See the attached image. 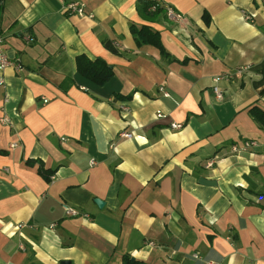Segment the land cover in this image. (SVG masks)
Segmentation results:
<instances>
[{"label": "crops", "instance_id": "1", "mask_svg": "<svg viewBox=\"0 0 264 264\" xmlns=\"http://www.w3.org/2000/svg\"><path fill=\"white\" fill-rule=\"evenodd\" d=\"M138 1L0 0V264H264V0H153L182 15L154 23ZM80 55L113 79L82 78ZM243 66L217 99L213 77Z\"/></svg>", "mask_w": 264, "mask_h": 264}, {"label": "trees", "instance_id": "2", "mask_svg": "<svg viewBox=\"0 0 264 264\" xmlns=\"http://www.w3.org/2000/svg\"><path fill=\"white\" fill-rule=\"evenodd\" d=\"M137 12L146 22L154 23L162 14H166V9L157 1L139 0L137 3ZM130 32L137 47H154L160 52L162 58H169V53L164 47L160 33L152 26L132 24L130 26ZM103 43L105 48L113 54L119 53L118 49L111 41H104ZM183 62H186V60H184ZM76 65L77 72L82 78L99 87L107 85L114 77L112 67L100 58L90 59L85 55H80L76 58ZM255 70L262 75L261 81L254 83V86L256 88H259L261 86H264V61L260 65L255 67ZM250 114L255 122L259 125L261 130L264 131V112L260 109L253 108L250 111ZM39 173L47 181H50V176L52 173L46 171L42 165H40L39 167ZM123 261L125 264H141L140 262H137L128 256H125L123 258Z\"/></svg>", "mask_w": 264, "mask_h": 264}, {"label": "built area", "instance_id": "3", "mask_svg": "<svg viewBox=\"0 0 264 264\" xmlns=\"http://www.w3.org/2000/svg\"><path fill=\"white\" fill-rule=\"evenodd\" d=\"M166 9V15L169 16L170 18L173 19H180L181 18V14L176 12L171 6H164ZM64 10L66 13H71V14H77L79 16H84L85 15V5L83 3H78V2H72L69 4H66L64 7ZM245 19L251 20L252 18L250 16H245ZM33 38L32 37H27V41L28 42H33ZM11 65V61L9 60L7 54H6V50L4 47V42L3 39L0 38V70H4L5 68H7L8 66ZM251 67L250 66H243V67H239L237 69H235L234 71H231L229 73H225L216 77H213V91L214 94L216 96L217 99L222 100L223 99V92L219 87V83L222 81H228L237 77H241L244 72L250 70ZM3 79H0V84H3ZM163 90V89H161ZM46 102V101H45ZM125 111H128V108H124ZM157 117H161V114L158 113ZM3 123L5 124H10L9 119H7L6 117L3 118L2 120ZM172 128L174 129H179L181 128V125L178 124H173ZM120 138H132L133 134L132 133H127V132H121L119 135ZM16 146V145H14ZM258 146L257 142L254 141H246L243 143L241 149L243 150H247L250 147H255ZM238 150H240V148L238 146H234L233 147V151L237 152ZM91 164H94V162H92ZM66 212L69 216H77L79 215V212L73 208H67ZM87 217V215H85ZM22 249H24V246H21Z\"/></svg>", "mask_w": 264, "mask_h": 264}, {"label": "water", "instance_id": "4", "mask_svg": "<svg viewBox=\"0 0 264 264\" xmlns=\"http://www.w3.org/2000/svg\"><path fill=\"white\" fill-rule=\"evenodd\" d=\"M199 183L202 184V185H207V186H216L217 183L216 181H212V180H207L203 177H201L199 179ZM95 202L99 205V207H102L103 206V202L99 199H96Z\"/></svg>", "mask_w": 264, "mask_h": 264}]
</instances>
